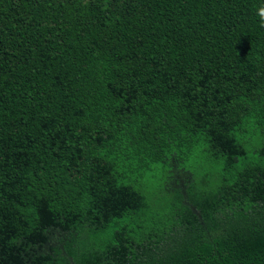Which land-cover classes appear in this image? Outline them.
Masks as SVG:
<instances>
[{
	"label": "trees",
	"instance_id": "1",
	"mask_svg": "<svg viewBox=\"0 0 264 264\" xmlns=\"http://www.w3.org/2000/svg\"><path fill=\"white\" fill-rule=\"evenodd\" d=\"M0 264H264V0H0Z\"/></svg>",
	"mask_w": 264,
	"mask_h": 264
}]
</instances>
